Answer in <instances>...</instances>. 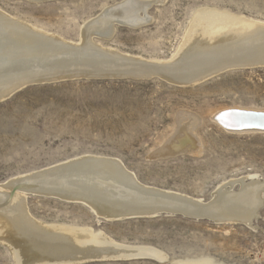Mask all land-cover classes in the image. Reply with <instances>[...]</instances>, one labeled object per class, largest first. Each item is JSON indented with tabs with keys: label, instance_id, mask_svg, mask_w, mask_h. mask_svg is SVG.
Wrapping results in <instances>:
<instances>
[{
	"label": "rangeland",
	"instance_id": "374dc122",
	"mask_svg": "<svg viewBox=\"0 0 264 264\" xmlns=\"http://www.w3.org/2000/svg\"><path fill=\"white\" fill-rule=\"evenodd\" d=\"M119 1L123 0H0V12L74 43L88 19ZM145 1L152 5L139 26L116 22L108 39L92 36L94 42L134 59L167 60L201 6L264 21V0ZM252 65L230 67L189 85L154 75H76L24 84L0 100V189L45 166L86 154L118 159L139 184L200 198L204 204L222 183L239 178L247 182L248 174L262 180L264 132H229L213 118L226 106L264 108V64ZM184 125L191 128L195 149L180 142ZM238 188L236 182L231 187ZM29 194L25 206L37 222L93 228L117 244H147L163 254L156 258L143 251L134 257L78 264H174L180 258L204 256L223 264H264V198L247 223H222L166 212L112 218L81 200ZM10 255L0 240V264H14Z\"/></svg>",
	"mask_w": 264,
	"mask_h": 264
},
{
	"label": "bare ground",
	"instance_id": "6f19581e",
	"mask_svg": "<svg viewBox=\"0 0 264 264\" xmlns=\"http://www.w3.org/2000/svg\"><path fill=\"white\" fill-rule=\"evenodd\" d=\"M149 3L145 0H123L113 3L111 7L107 6L98 16L86 21L88 23L80 29L79 42L74 43V40L57 37L54 33L50 35L44 29L29 25L30 22L27 24L20 19L15 20L0 12V97L36 79L74 78L76 75L83 78H95L97 75L124 77L123 74L146 78L154 75L179 85H189L230 67L264 64V21L205 5L194 11L176 52L167 60L134 59L125 56L124 52L122 55L113 49H104L100 41L94 42L92 36L108 39L116 22H132V26L142 23L143 13ZM213 118L222 129H226L224 125L233 129L229 132H264L257 128H233L247 124L264 126V108L261 107L226 106L215 112ZM180 130V142L194 147L196 143L191 128L184 125ZM117 160L106 155H80L31 171L4 185L0 189V240L8 246L13 259L11 261L14 264H78L96 259L134 257L143 251L163 258V254L157 252L159 250L155 248V251L147 244L145 248L141 244L136 248L134 244V248L117 244L93 228L37 222L39 220L35 221L32 214L29 216L25 206L24 198L29 193L81 200L89 205V209L112 218L125 214L156 213L159 208H166L206 214L226 223H247V219L256 214L257 207L263 202L264 177L259 180L257 176L248 174L244 176L249 182L239 178L228 181V186L222 183L216 190L214 188L212 199L209 198L211 201L204 204L197 200L200 198L192 200L180 192L162 191L139 184L130 173L131 170L129 174ZM235 182L239 188L232 191ZM137 251L141 252L137 254ZM174 261V264H223L208 256Z\"/></svg>",
	"mask_w": 264,
	"mask_h": 264
},
{
	"label": "water",
	"instance_id": "95a60500",
	"mask_svg": "<svg viewBox=\"0 0 264 264\" xmlns=\"http://www.w3.org/2000/svg\"><path fill=\"white\" fill-rule=\"evenodd\" d=\"M121 23H126V24H129V25H132V22L131 23H129V22H126V21H123V22H121ZM123 75H125V74H123ZM47 80H51V79H47ZM38 81H46V80H32V81H28V82H26V83H24V84H27V83H31V82H38ZM24 84H22V85H24ZM17 89V88H16ZM16 89H14L12 92H14ZM11 92V93H12ZM11 93H8L7 95H4V96H2V97H0V99H3V98H5V97H7V96H9ZM243 112V111H242ZM224 128H226L225 130H230V131H233V129H230L229 127H226L225 125H224ZM233 128H235V129H240V128H257V130H264V126H259V125H252V124H250V125H243V126H237V127H233ZM262 205V202L260 203V205L257 207V209L260 207ZM160 212H166V213H171V214H173V213H179V214H181V215H184V216H188V217H192V218H207V219H210V220H213V221H217V219L215 218V217H213V216H210V215H206V214H196V213H189V212H186V211H182V210H168V209H166V208H164V209H160L159 208V210H157L156 211V213H160ZM155 212H148V213H134V214H125V215H118L119 217H125V216H132V215H151V214H154ZM256 213V212H255ZM117 216V217H118Z\"/></svg>",
	"mask_w": 264,
	"mask_h": 264
}]
</instances>
